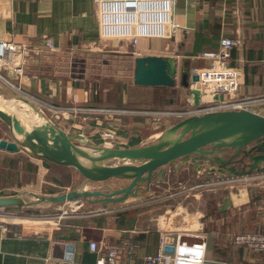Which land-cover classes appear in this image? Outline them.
Instances as JSON below:
<instances>
[{"label": "crops", "instance_id": "obj_1", "mask_svg": "<svg viewBox=\"0 0 264 264\" xmlns=\"http://www.w3.org/2000/svg\"><path fill=\"white\" fill-rule=\"evenodd\" d=\"M173 2V21L180 25L174 36L169 39H143L139 48L134 49L130 46L125 48L116 44H106L100 39V27L93 0H0V41L13 40L28 45L24 66L25 77L17 79L8 74L0 78V81L5 84L4 80H9L17 91L32 95L39 102L129 111L124 116L78 115L77 118L67 121L52 120L66 131L74 143L88 149L95 147L129 149L157 143L162 134L180 120L162 118L160 122H156L146 112L184 111L189 107L187 103L191 98V92L190 89L181 86L180 72L173 88L140 87L135 85L134 78L127 74H118L114 79L110 74L96 81L90 78L74 82L66 66L70 52L106 53L110 47L122 55L127 53L132 55V72L138 57H174L178 61V71L187 69L191 71V76H194V69L204 68L209 64L202 55L217 51L223 37L240 38L242 45L233 50L231 62L244 73L238 99L263 98L264 0H173ZM44 36L55 42L56 52L39 47L38 41ZM98 80L100 87L97 86ZM101 82L107 84L102 86ZM253 109L263 115L264 102ZM19 158L26 161L27 167L21 174L16 172L18 177L16 182L22 181L24 184L23 177L30 173L34 178V182H30L43 193L52 192L55 195L58 190L65 187L69 189L73 183L75 185L79 178L84 180L82 185L85 183V178L71 167L42 160L21 150L15 153L0 150V165L3 167L9 165L10 169ZM180 160H183L180 165H174V173L178 176L180 172L188 169H192L197 178L204 174L199 160L192 157ZM14 167L18 169L16 165ZM9 169H4L0 173V178L3 179L2 184L0 183V195L23 197L19 195L22 185L8 184L9 180L5 182L9 177L7 174L15 170ZM210 170L208 168L209 173L204 175L205 179L212 178ZM165 177L163 167L154 180L161 184ZM66 179L68 182H64ZM96 184L124 187L119 181ZM196 186L189 187L187 191L194 193L196 199L198 196L202 199L204 194L200 196ZM262 187L261 184L248 191L241 187L232 191L221 188L220 190L229 193L228 197L223 199L222 205L216 201L211 203L213 205L209 204L210 215L202 211L196 214L195 221L200 218L199 222L196 221L197 228L203 225L204 229L191 235L187 233L183 241L188 245L199 246L203 236L207 246V258L223 259L228 264H264L263 254L237 247L228 239L234 228L251 226L252 229L264 234ZM148 192L149 187L144 193ZM142 197L137 195L130 198ZM130 198L120 203H103L95 206L108 209V213L93 216L86 215L85 212L66 217L56 229L46 234L29 233L15 236L16 231L21 232L16 226L9 227L8 235L0 230V264H96L97 257L90 249V242H99L103 238L110 243L123 238L136 240L141 244V255L157 254L159 237L161 232L167 229L164 228L162 218L165 220L167 216L156 217L155 210L152 211L154 202L128 206L131 204ZM215 209L220 214L213 216L212 211ZM240 224L244 226L240 227ZM187 229L189 228L182 230ZM55 244L63 247L55 249ZM67 250H71L72 260L65 258ZM139 263H142V260H139Z\"/></svg>", "mask_w": 264, "mask_h": 264}, {"label": "water", "instance_id": "obj_2", "mask_svg": "<svg viewBox=\"0 0 264 264\" xmlns=\"http://www.w3.org/2000/svg\"><path fill=\"white\" fill-rule=\"evenodd\" d=\"M180 72L181 86L190 89V82L198 81L191 71H178V61L174 57L143 56L135 60L134 84L140 87L173 88ZM11 77L14 74L9 73ZM193 105L200 99L198 91H191ZM218 99V95L214 96ZM22 110L33 118L22 122L10 111L0 109V120L17 135L23 136L25 143L0 139V150L8 153L19 152L28 147L34 156L57 165L71 167L85 178L78 189L63 192L62 195L36 196V203L26 202L21 196H0V209H22L34 204L62 205L70 202L88 201L90 204L120 203L131 196L139 195L137 190L149 187L159 171L180 159L200 156L213 166L236 177H248L264 173V114L253 110H229L196 115L180 120L167 129L157 143L145 147L129 149H88L74 143L65 130L54 124L44 111L38 109L28 99H19ZM36 107V108H35ZM32 127L30 135L26 129ZM227 150H234L230 161L218 157ZM97 151L101 155L97 154ZM248 159L242 168L236 165L240 156ZM117 159L126 164H109ZM235 163V164H234ZM119 181L124 187L111 192L86 190L89 184ZM229 202V200H227ZM55 249L63 247L55 244Z\"/></svg>", "mask_w": 264, "mask_h": 264}, {"label": "built area", "instance_id": "obj_3", "mask_svg": "<svg viewBox=\"0 0 264 264\" xmlns=\"http://www.w3.org/2000/svg\"><path fill=\"white\" fill-rule=\"evenodd\" d=\"M93 4L97 23H99L100 27V39L104 42L110 40L126 42L128 46L130 45V47L137 49L143 39H169L180 28V25L173 21V0H93ZM38 42L39 47L51 52H56L57 50L55 42L49 37L44 36ZM241 45L242 41L240 38L223 37L217 51L202 55V58L208 60L209 64L204 68L194 69L193 75H197L199 79L195 83L192 82L189 86L190 92L196 90L200 93L197 105H193V95L191 94V98L187 103L189 107L184 111L146 112V114L151 116L154 121L160 122L162 118L183 120L188 117L218 111L246 109L254 111V106L263 104L264 97L259 99H238L244 73L243 70L231 64L233 50ZM27 49L28 45L25 43L19 44L13 40L0 41V78L8 76L9 73L14 74L17 79L25 77L24 66L26 64ZM71 77L73 76L71 75ZM102 77L104 75H100L97 79ZM73 78L74 82L90 79L87 74ZM4 82L7 86L12 85L7 79ZM99 82L100 80H98L97 86H99ZM12 87L15 88L14 85ZM94 91L98 93V91ZM17 92L21 94L22 98H26L35 105L47 109L54 115L55 120L59 122L77 118L78 115L111 117L129 113V111L113 108H89L77 105L63 106L39 102L32 95L19 90ZM215 95H218L217 100L214 99ZM213 170L211 169L210 172ZM250 176L236 177L232 174H219L218 179L220 185L232 190V187L236 186L239 181L248 179ZM66 204L70 206L69 209H72L73 212L84 206L83 201L65 203L64 205ZM105 212L108 213L109 210L99 207L86 212V215L97 216ZM64 214H67V212H64ZM199 220L200 218L196 221L199 222ZM192 221L190 220L191 223ZM196 221V225L187 230L180 231L167 228L162 231L159 237V249L155 255H141V244L128 238H123L115 243H110L103 238L99 242H90V249L96 254V264H227L223 260L206 257L207 246L205 237L201 236L202 240L200 239V241L202 242L199 246L188 245L183 241V237L187 233L191 235L195 232L203 231L204 226L201 225V227L197 228ZM15 225L16 223L14 222L7 223L0 218V230L6 235L9 233V227ZM14 235L24 236L26 233L16 231ZM228 239L237 247L264 254V234L258 230L250 231V233L235 232ZM71 253V250H67L65 254L67 260H72ZM139 260H142V263H139Z\"/></svg>", "mask_w": 264, "mask_h": 264}, {"label": "rangeland", "instance_id": "obj_4", "mask_svg": "<svg viewBox=\"0 0 264 264\" xmlns=\"http://www.w3.org/2000/svg\"><path fill=\"white\" fill-rule=\"evenodd\" d=\"M106 44H116L118 46H123L126 48L128 46V43L126 42H120L116 40H110L108 42H105ZM130 46V45H129ZM95 57L99 58L96 59ZM68 67V74H71L73 77L76 76H82L87 74L88 78H94L93 80L96 81V79L100 75H109L112 74L111 78H117L118 74H127L131 76V78H134V73L132 72V66H133V58L132 55L126 54L122 55V53H119L115 51L114 49L111 50L109 47L108 51L106 53L102 52H92V53H84V52H70L69 60L67 61ZM102 86L106 85L107 82H101ZM20 93L17 92L16 89H14L10 85H5L0 81V99L4 102H11L10 105H14L16 110H19L20 112L23 111L24 114L27 116L28 119L32 120L35 117H32L28 112H25L20 108V102H17L22 97L19 96ZM23 99V98H22ZM38 109L45 112V114L50 118L51 120H55L54 115L49 112L44 107H40L39 105H36ZM36 108V107H35ZM120 115V116H124ZM140 115V114H138ZM154 120V119H153ZM175 123V121H173ZM17 137V133L12 131L10 127L5 125L0 120V139L5 140H14ZM111 148V147H110ZM114 148V147H112ZM111 148V149H112ZM118 149V148H115ZM21 151L24 153H30L33 155L34 153L28 149V147L22 148ZM235 153L234 150H227L223 154L218 155V157L225 159L227 161H230L231 156ZM191 158V157H190ZM196 160H199L200 166L203 167L204 174L197 178L196 173L192 169H188L186 171L180 172V175L174 173V165H180V163L183 162V160H180V162H177L171 166H165L164 171L166 173V177L163 179L162 183H156L154 180L153 183L149 186V192L146 194L144 193L147 189V186L144 185L140 187L137 192L139 195H142L143 197L141 199L138 198H130V205L128 206H138L142 204H147V202H154L153 206L154 208L152 211L155 210L156 217H166V220L162 218V223L165 225L164 228H171L175 230H182L186 227L193 228L195 224V218L194 216L198 214L199 212H205L207 215L211 214V204L213 201L217 202L219 205H222L223 199L225 197H228V192H224L220 190L221 188H225L224 185L219 184V171L221 170L216 165H212L200 156H194L192 157ZM191 160V159H190ZM236 165L238 168H242L245 164H248V159H245L242 155L235 159ZM234 161V160H232ZM230 161V162H232ZM125 161H120L117 159L112 160L109 162V164H126ZM235 164V163H234ZM18 167V169H15V166ZM9 165H6L3 167V165H0V173L4 171V169H9ZM27 167L26 161L22 158H19L16 160V162L13 164V167H11L9 170H13L7 175H9L8 178H6L4 174L5 182L8 181V184H15L22 185L21 187V194L23 195V198L25 201L36 203L37 199L36 196H45V195H53L49 194L48 192H41L38 190V188H35V185H32L30 181H33L34 178L31 177V174L29 173L27 177H23L25 179L24 184H22V181L16 182L18 180L17 174H21V172H25V168ZM208 168L214 169L212 171V178L211 179H205L204 175H207L209 172H207ZM224 172V171H223ZM227 173V172H225ZM228 174V173H227ZM68 182V179H66ZM3 179L0 178V183L2 184ZM34 182V181H33ZM84 182L83 179L79 178V181L72 187H69V189L62 188V190H58L55 195H62L63 192L72 191V190H78L80 185ZM264 186V173H255L254 175H251L248 179H244L239 181L236 186L232 187V190L237 189V187H241L242 189H245L248 191L252 188L254 189L255 186L258 185ZM25 185V186H23ZM197 185L196 191H199V195H203L202 199L196 197L192 194V192H188L187 189L189 187ZM120 187L118 186H109V185H90L86 187V190L88 191H96L100 190L103 192H111L115 189H118ZM231 190V189H230ZM231 190V191H232ZM197 191V192H198ZM33 193L35 195H33ZM202 193V194H201ZM137 197V196H133ZM84 206L80 207L79 209H76L75 212L72 211V209H69V205H53L49 203L45 204H34L29 205L26 208L22 209H6V210H0V218L3 219L7 223H16V228L20 230L23 233L29 234H46L47 232H50L58 226L62 222V220L66 217H69L73 214H85V212H88L90 210H95L92 208H98L95 207L96 205L101 204H90L88 201H84ZM64 212H67V214H64ZM168 219V220H167ZM190 220H193L192 223ZM193 224V225H192ZM236 226V225H234ZM244 225L240 224V227ZM238 230H242L243 228H234L232 233L237 232ZM255 231L254 228L249 227V231ZM250 233V232H249Z\"/></svg>", "mask_w": 264, "mask_h": 264}, {"label": "bare ground", "instance_id": "obj_5", "mask_svg": "<svg viewBox=\"0 0 264 264\" xmlns=\"http://www.w3.org/2000/svg\"><path fill=\"white\" fill-rule=\"evenodd\" d=\"M10 103L11 102H4L3 100H1L0 99V109H2V110H5V111H10L11 112V114H15V116H17L18 118H19V120H21L22 122H25L26 123V121H27V117H25V115L23 114V111H19V110H16L15 109V106L14 105H10ZM27 122H30V119H28V121ZM31 128L32 127H29L28 129H26V131H25V135L27 134V135H30V136H32V134H30L32 131H30L31 130ZM17 137H18V139L21 141V142H23V143H25V141L22 139L23 138V136H22V138H21V136L20 135H17ZM90 149V148H89ZM97 154L98 155H101V153L99 152V151H97Z\"/></svg>", "mask_w": 264, "mask_h": 264}, {"label": "trees", "instance_id": "obj_6", "mask_svg": "<svg viewBox=\"0 0 264 264\" xmlns=\"http://www.w3.org/2000/svg\"><path fill=\"white\" fill-rule=\"evenodd\" d=\"M219 171V173L220 174H227V173H225V172H222V170H218ZM262 188H264V186L262 187ZM49 193H51V194H53L52 192H49ZM0 196H2V195H0ZM211 205H213V204H211ZM212 214H213V216H216L217 214H220L219 212H218V210L217 209H215L214 211H212ZM251 231V230H250ZM249 231V228H243V231L241 230H238L237 231V233H249L250 232ZM259 254H263V253H259ZM264 255V254H263ZM218 259V258H217ZM219 260H223V259H219ZM223 261H225V260H223ZM226 262V261H225ZM227 263V262H226ZM228 264V263H227Z\"/></svg>", "mask_w": 264, "mask_h": 264}]
</instances>
